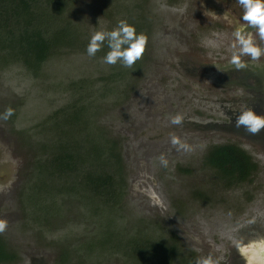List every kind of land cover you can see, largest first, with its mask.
Listing matches in <instances>:
<instances>
[{"label":"rangeland","instance_id":"obj_1","mask_svg":"<svg viewBox=\"0 0 264 264\" xmlns=\"http://www.w3.org/2000/svg\"><path fill=\"white\" fill-rule=\"evenodd\" d=\"M134 5L144 28L138 33L148 37L140 70L110 83L105 79L119 63L104 64L101 54L89 57L86 48L91 34L127 20ZM241 15L237 0H74L64 22L83 39L82 50H61L37 75L20 63L0 66V113L15 110L0 120V219L8 221L0 237L15 255L10 264H59L63 251L69 252L68 264L122 262L116 253L87 251L111 209L102 211L98 200L92 204L79 186L75 194H56L57 179L35 167L54 140L56 126L47 120L81 96L95 115L87 132L99 128L120 142L126 189L114 211L117 223L127 231L140 221L158 222L200 256L244 264L236 242L264 238V130L250 136L234 124L246 106L264 115V72L256 69L264 57H243L248 66L242 70L231 64L238 50L233 19ZM176 113L185 117L180 126L167 118ZM60 129L59 135L74 133ZM172 133L191 150H177ZM228 143L258 167L249 182L234 187L203 166L212 146ZM161 154L167 167L155 159Z\"/></svg>","mask_w":264,"mask_h":264},{"label":"trees","instance_id":"obj_2","mask_svg":"<svg viewBox=\"0 0 264 264\" xmlns=\"http://www.w3.org/2000/svg\"><path fill=\"white\" fill-rule=\"evenodd\" d=\"M73 2L0 0V66L3 68L10 63H20L37 75L41 66L61 50H82L85 46L83 39L71 24L64 22V13ZM135 10H139V5L128 8L126 14L128 23L135 26L138 33L144 28ZM108 50L105 44L97 54L104 57ZM139 66L140 60L128 69L118 64V72L105 80L116 82L119 78L123 79L125 72H138ZM114 76H118L117 80ZM89 108L81 96L50 116L47 121L56 126V129L53 128L54 140L48 149L43 148L47 152L43 160L36 159L35 167L44 169L51 179H57V183L52 185L56 194L67 191L75 194L79 186L88 201L93 204L98 200L104 206L102 211L111 209L114 214L120 209L119 204L126 189L120 142L106 137L99 128L95 133L87 132V129L95 126V115ZM54 125L50 124L52 127ZM70 127L74 129L73 135L77 136L75 139L68 133L59 135L60 128ZM203 166L214 170L226 187L249 182L258 169L246 151L229 143L212 146L204 156ZM68 178H76V183L66 185ZM62 181L65 185L59 184ZM96 211H101V208L96 207ZM113 214L109 213L108 217L102 219L100 227L103 230L97 239L93 238L87 244V251L119 254L121 264H194L196 253H180L182 247L176 245L180 243L179 238L173 232H165L160 223L146 221L142 225L140 221L126 231ZM107 221H116V228H110ZM68 254V251L61 253L59 264L70 262ZM14 256L0 237V264H10Z\"/></svg>","mask_w":264,"mask_h":264},{"label":"clouds","instance_id":"obj_3","mask_svg":"<svg viewBox=\"0 0 264 264\" xmlns=\"http://www.w3.org/2000/svg\"><path fill=\"white\" fill-rule=\"evenodd\" d=\"M241 6L242 15L233 19L234 38L231 64L237 69L247 68L248 64L243 57H250L252 61H259L264 57V47L257 43L256 37L260 42H264V0H237ZM211 15H216L210 11ZM228 17L229 13H223ZM148 37L144 33H137L135 26L127 20H119L117 25L110 31H96L90 36L86 53L89 57H95L106 44L109 49L102 58V63L107 65L121 64L125 68H132L137 61L142 59ZM14 109L8 107L0 113V120L7 121L14 115ZM172 125H182L185 117L176 113L167 117ZM236 129H243L247 135L258 136L264 130V115L257 114L254 108L244 107L235 115ZM170 143L177 148L188 152L190 146L183 142L175 133L170 134ZM163 167L168 166V160L164 154L155 158ZM8 227V221L0 219V234H3ZM235 247L244 260V264H264V238L251 240L247 243L243 239L236 242ZM194 264H219L218 258L209 253L206 256H199L194 259Z\"/></svg>","mask_w":264,"mask_h":264},{"label":"flooded vegetation","instance_id":"obj_4","mask_svg":"<svg viewBox=\"0 0 264 264\" xmlns=\"http://www.w3.org/2000/svg\"><path fill=\"white\" fill-rule=\"evenodd\" d=\"M261 64H262L261 67H257L256 69H258V70H262V72H264V59L262 60V63H261ZM249 69H250V75H251V67H250ZM250 75H249V76H250ZM176 245L182 247V250H183V251H181L180 253L183 252L184 254L190 255V252H192V249H191L190 247H186V245H185V244H182V242H180L179 244H176ZM188 248H189V249H188ZM196 256L199 257L200 255H198V254L196 253Z\"/></svg>","mask_w":264,"mask_h":264}]
</instances>
